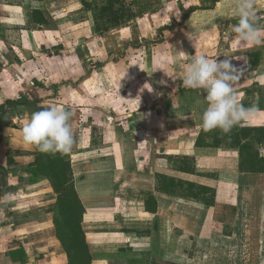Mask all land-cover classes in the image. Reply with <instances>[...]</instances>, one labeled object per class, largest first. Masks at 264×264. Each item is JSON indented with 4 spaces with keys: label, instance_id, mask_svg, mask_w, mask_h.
<instances>
[{
    "label": "rangeland",
    "instance_id": "374dc122",
    "mask_svg": "<svg viewBox=\"0 0 264 264\" xmlns=\"http://www.w3.org/2000/svg\"><path fill=\"white\" fill-rule=\"evenodd\" d=\"M42 1L54 5L53 15L66 25L69 69L59 82L45 85L38 81L45 72L39 67L0 71V238L10 245L29 243L42 264H67L52 224L56 195L45 179L31 184L25 171L38 154L22 139L31 114L50 106L72 111L74 146L68 155L78 191L80 181L101 168L116 204L140 210L160 168L176 163L195 169L181 148L201 132L207 103L202 90L183 85L187 64L198 55L230 59L243 70L234 85L237 102L258 109L241 126H264V45L240 47L229 38L238 22L237 0H121L134 17L102 34L94 31L83 3L96 7L107 0ZM255 10L257 22L264 25V0H256ZM204 132L202 142L211 145V138L222 133ZM218 147L231 151L236 161L235 150L224 142ZM214 159L211 164L224 169L226 159ZM236 178L225 172L218 176L219 204L212 226L205 223L208 235L172 234L168 222L140 214L131 225L118 206L103 216L88 205L82 228L89 241L111 242L92 248L97 264H264V177H248L255 185L242 189L240 211L234 204ZM197 205L198 210L205 206ZM236 218L241 226L233 229ZM127 238L137 244L129 245Z\"/></svg>",
    "mask_w": 264,
    "mask_h": 264
},
{
    "label": "crops",
    "instance_id": "0c3cea01",
    "mask_svg": "<svg viewBox=\"0 0 264 264\" xmlns=\"http://www.w3.org/2000/svg\"><path fill=\"white\" fill-rule=\"evenodd\" d=\"M51 6L54 7L52 4ZM51 6L42 0H0V71L14 72L16 68L23 69L26 67L38 69L39 67L41 68L40 70L43 69L45 71L40 76V79H38L43 85L49 81L59 82V78H64L67 73L66 70L69 69L65 63L66 39L64 32L66 25L60 19V16L55 17L53 15ZM33 11L38 12L37 17L39 20H43L45 22L44 24H36L33 22ZM73 70H76V68L74 67ZM31 92L34 93L36 91L31 88ZM156 136L157 134H154V141L156 140ZM194 142L192 144H185L181 149L185 151L183 154L189 158V161L195 164V169H181L176 163L171 168H160L159 170L161 172L152 177L151 193L145 197L143 196L141 200L140 210L133 208L126 209L125 207L123 209L120 207V203L116 204L109 189L111 184L110 179L103 169L96 168L86 182L83 180L80 181L83 183L82 185L80 184L82 193L78 191L73 174L75 190L84 208L82 225L87 216L88 205L92 204L98 210L103 211L101 213L103 216L110 215L115 207L118 206L121 208L122 217L127 220L129 219L128 221L131 225L140 214L149 219H160L168 222L171 226L172 234L173 232L180 233L182 231L188 235H198L201 231L203 234L208 235L205 223H209L210 226L213 224L214 211L219 204L216 193L220 173L225 172L230 176L236 175L237 177L235 180L237 192H235L234 196L235 210L237 211H240L238 204L242 197V189L249 190L255 185L248 177H264V174H239L236 169L237 159L236 161L234 160L230 153L231 151H222L215 148H198L195 147ZM214 157L226 159V162L223 163L224 169L219 168L218 165L211 164L216 162L214 161ZM162 176L216 188L214 205H205L198 210L197 206H200L197 205L196 200L159 190L157 188V181ZM91 193L94 195L93 198L90 197ZM148 196H152L156 202L154 214L147 212L145 201ZM82 197L87 198L83 199ZM194 208L195 211H193ZM239 219L236 218L234 220V224L232 225L233 229L241 226ZM201 220L203 223H201L203 225V231L199 228V222ZM131 228L128 227L125 230L131 232L133 229ZM85 237L92 255L91 264H97V259L95 258L96 252L92 248L104 244H111V242H91L86 233ZM12 240L11 238L10 241L12 242ZM9 243V241L6 243L3 242L0 238V264H42L40 255L33 253L32 249L29 248V243L25 245L18 243L10 245ZM127 243L129 245L137 244L136 241H131L128 238Z\"/></svg>",
    "mask_w": 264,
    "mask_h": 264
},
{
    "label": "trees",
    "instance_id": "16d2710c",
    "mask_svg": "<svg viewBox=\"0 0 264 264\" xmlns=\"http://www.w3.org/2000/svg\"><path fill=\"white\" fill-rule=\"evenodd\" d=\"M83 4L85 10L92 14L96 33H107L134 17L132 9L121 0H107V4L96 7L87 3ZM37 14V11L32 12L33 22L44 24L43 20L38 19ZM204 131L202 128L196 137L195 147L219 148L218 144L224 142L228 149L237 152L236 169L239 174H264V156L259 151L264 150V126H236L228 134L221 133V135L213 136L211 138L215 143L213 145L202 142ZM34 148L38 153L36 160L29 164L25 171L32 176L29 180L31 184L39 178L45 179L56 195L52 224L56 240L67 257V264H91L92 255L82 228L84 208L75 190L69 155L46 154L38 151L35 146ZM157 188L167 193L191 198L207 206L215 203V189L196 183L162 176L157 181ZM145 203L147 212L154 214L156 207L154 198L148 196Z\"/></svg>",
    "mask_w": 264,
    "mask_h": 264
},
{
    "label": "clouds",
    "instance_id": "9594fccd",
    "mask_svg": "<svg viewBox=\"0 0 264 264\" xmlns=\"http://www.w3.org/2000/svg\"><path fill=\"white\" fill-rule=\"evenodd\" d=\"M235 16L238 22L231 26L229 38L238 46L264 45V25L257 22L256 0H237ZM234 34V35H233ZM193 42L195 37L189 33ZM243 70L232 65L230 59L218 61L204 55L194 56L187 64L183 85L189 89L202 90L207 106L202 113L205 131L220 130L228 134L258 111L255 106L245 107L237 102L235 83L241 79ZM144 89L152 91L150 84ZM73 112L62 107L50 106L33 112L22 129V139L41 153L68 154L74 146L71 127Z\"/></svg>",
    "mask_w": 264,
    "mask_h": 264
}]
</instances>
